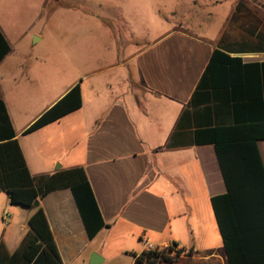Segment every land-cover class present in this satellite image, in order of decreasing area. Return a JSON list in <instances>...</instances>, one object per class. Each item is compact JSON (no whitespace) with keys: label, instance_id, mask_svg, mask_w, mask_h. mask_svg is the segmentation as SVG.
Masks as SVG:
<instances>
[{"label":"crops","instance_id":"1","mask_svg":"<svg viewBox=\"0 0 264 264\" xmlns=\"http://www.w3.org/2000/svg\"><path fill=\"white\" fill-rule=\"evenodd\" d=\"M0 32L10 46L0 61V140L3 102L31 176L84 168L106 223L90 239L71 189L36 200L63 264H91L94 254L97 264H141L137 257L150 247L173 248L175 259L158 264H229L211 206V198L227 189L209 131L251 124L257 111L243 91L235 96L202 78L217 49L244 63L264 62V52L252 49L259 29L249 35L224 29L215 38L177 29L135 52L118 50L109 67L84 77L86 87L81 81L80 109L28 134L78 81L21 123L11 96L23 60L1 18ZM215 75L216 83L222 80ZM257 146L264 166V139ZM34 211L0 192V243L9 251L20 246Z\"/></svg>","mask_w":264,"mask_h":264},{"label":"trees","instance_id":"2","mask_svg":"<svg viewBox=\"0 0 264 264\" xmlns=\"http://www.w3.org/2000/svg\"><path fill=\"white\" fill-rule=\"evenodd\" d=\"M241 46L244 50L249 44ZM252 49L264 52V34H259V42ZM9 51L10 46L0 32V61ZM216 73L223 74V78L217 77L222 79L218 83L215 82ZM206 78L219 89H231L235 96L238 95L236 91H243L242 98L256 107L257 115L251 124L239 123L209 131L227 189L226 193L211 198V206L229 264H264V166L257 146V142L264 139V62L244 63L242 58H232L217 49L203 75V82ZM82 103L81 84L78 83L38 117L24 134L59 121L80 109ZM1 107L0 192L8 193L13 205L35 211L15 251H9L3 242L0 243V264H63L46 214L34 203L52 191L71 189L88 237L95 238L106 223L86 171L78 167L32 177L21 147L14 139L15 131L3 102ZM172 251V247L148 250L139 255L137 261L141 264L171 262L176 256H170Z\"/></svg>","mask_w":264,"mask_h":264},{"label":"rangeland","instance_id":"3","mask_svg":"<svg viewBox=\"0 0 264 264\" xmlns=\"http://www.w3.org/2000/svg\"><path fill=\"white\" fill-rule=\"evenodd\" d=\"M0 18L23 60L11 97L27 123L74 81L86 87L84 77L109 67L118 50L135 52L177 29L264 34V0H0Z\"/></svg>","mask_w":264,"mask_h":264},{"label":"water","instance_id":"4","mask_svg":"<svg viewBox=\"0 0 264 264\" xmlns=\"http://www.w3.org/2000/svg\"><path fill=\"white\" fill-rule=\"evenodd\" d=\"M35 42L36 41H34V43ZM37 204H38V201L35 202V205H37ZM97 262H98V256L96 254H94V256H93V258L91 260V264H97Z\"/></svg>","mask_w":264,"mask_h":264},{"label":"built area","instance_id":"5","mask_svg":"<svg viewBox=\"0 0 264 264\" xmlns=\"http://www.w3.org/2000/svg\"><path fill=\"white\" fill-rule=\"evenodd\" d=\"M149 250H155V248H153V247H150V249Z\"/></svg>","mask_w":264,"mask_h":264}]
</instances>
